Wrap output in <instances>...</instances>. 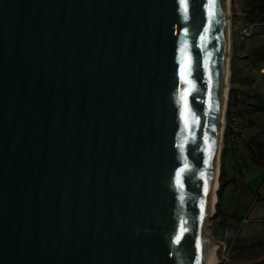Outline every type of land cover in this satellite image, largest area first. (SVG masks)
Returning <instances> with one entry per match:
<instances>
[{
	"label": "water",
	"instance_id": "95a60500",
	"mask_svg": "<svg viewBox=\"0 0 264 264\" xmlns=\"http://www.w3.org/2000/svg\"><path fill=\"white\" fill-rule=\"evenodd\" d=\"M231 13L0 0V264H213Z\"/></svg>",
	"mask_w": 264,
	"mask_h": 264
},
{
	"label": "rangeland",
	"instance_id": "374dc122",
	"mask_svg": "<svg viewBox=\"0 0 264 264\" xmlns=\"http://www.w3.org/2000/svg\"><path fill=\"white\" fill-rule=\"evenodd\" d=\"M243 18L241 0H233L231 66L236 57L234 63L238 74L244 71L249 82L241 84L238 75L231 78L220 175V188L223 185V189L217 205L219 214L216 212L210 228L213 238L226 245L225 256L228 259L254 261L263 253L257 254L246 248L264 239V185L258 191L264 180V170L253 164L246 144L251 137L262 132L264 114L238 116L235 98L237 95L264 94V76L260 74L264 61L256 66L252 64L257 49H263L264 54V27H255L253 35L242 40L240 30L249 27ZM246 219L249 223H246ZM260 264H264V261Z\"/></svg>",
	"mask_w": 264,
	"mask_h": 264
},
{
	"label": "trees",
	"instance_id": "16d2710c",
	"mask_svg": "<svg viewBox=\"0 0 264 264\" xmlns=\"http://www.w3.org/2000/svg\"><path fill=\"white\" fill-rule=\"evenodd\" d=\"M241 10L244 15L243 19L245 24H257L264 27V0H241ZM262 50L263 49L259 48L254 52V60L252 62L254 66L258 65L261 61H264V54ZM235 58L236 57H234L232 62L231 72L234 77H237L238 71L234 63ZM238 81H240L241 84H248L249 79L246 76H241ZM235 105L238 108L237 114L240 117H243L245 115H255L259 113L264 114V95L254 93L252 95L243 97L237 96L235 98ZM246 145L248 147L249 157L253 164L264 170V128L259 135L251 137ZM223 156H226L225 152ZM235 157L238 158L236 155ZM263 185L264 180L258 191L261 190ZM221 189H223V185L219 190V200H221ZM217 214H219V211L217 212ZM246 250H250L251 252H255L257 254H259V252H262L263 254L258 255L257 257L258 260L261 259V257H263L264 255V239L258 244L249 245Z\"/></svg>",
	"mask_w": 264,
	"mask_h": 264
},
{
	"label": "bare ground",
	"instance_id": "6f19581e",
	"mask_svg": "<svg viewBox=\"0 0 264 264\" xmlns=\"http://www.w3.org/2000/svg\"><path fill=\"white\" fill-rule=\"evenodd\" d=\"M233 9V0H231V11ZM230 27H231V36H232V13L230 15ZM232 55H233V45H232V54H231V59H232ZM232 61V60H231ZM231 78H232V72H231V67H230V76H229V91L227 93V107H226V111H225V126H224V129L222 131V137H221V140H222V145L224 143V135H225V128H226V114H227V109H228V100H229V94H230V89H231ZM223 149V147H222ZM221 165H222V151L220 153V158H219V173H218V176H217V188L216 190L214 191V198H215V201H214V204H213V213L212 215L210 216L211 218L215 217L216 215V212H217V205L219 203V196H218V191L220 189V175H221ZM211 220L209 222V240H208V245H209V249L212 253V255L214 256L216 254V257L214 258L213 260V264H220V261L218 260V254L222 251L223 247H222V242L220 241H216L214 238H213V235H212V232H211Z\"/></svg>",
	"mask_w": 264,
	"mask_h": 264
},
{
	"label": "built area",
	"instance_id": "2783aa9c",
	"mask_svg": "<svg viewBox=\"0 0 264 264\" xmlns=\"http://www.w3.org/2000/svg\"><path fill=\"white\" fill-rule=\"evenodd\" d=\"M257 26H259V25H257V24H251V25H249V27L242 28L240 30V38L242 40H244V38H246V37H251L253 35L254 28L257 27ZM260 74H262L264 76V68H262L260 70ZM246 223H249L248 219H246Z\"/></svg>",
	"mask_w": 264,
	"mask_h": 264
},
{
	"label": "crops",
	"instance_id": "0c3cea01",
	"mask_svg": "<svg viewBox=\"0 0 264 264\" xmlns=\"http://www.w3.org/2000/svg\"><path fill=\"white\" fill-rule=\"evenodd\" d=\"M243 16H244V15H243ZM262 68H263V67H262ZM262 68H261V69H262ZM237 75L239 76V79H240L241 76H242V77L244 76V72H241V74L239 73V74H237ZM260 95H262V94H260ZM263 95H264V94H263ZM237 96H238V95H237Z\"/></svg>",
	"mask_w": 264,
	"mask_h": 264
}]
</instances>
